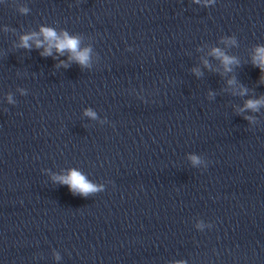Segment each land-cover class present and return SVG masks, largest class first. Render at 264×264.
Here are the masks:
<instances>
[{
    "label": "clouds",
    "instance_id": "clouds-1",
    "mask_svg": "<svg viewBox=\"0 0 264 264\" xmlns=\"http://www.w3.org/2000/svg\"><path fill=\"white\" fill-rule=\"evenodd\" d=\"M21 11H27V9H21ZM41 33L43 34L44 41L48 42V48L45 49L42 55H51V49L53 47L60 53H63L65 50H68L72 54V59L76 60L81 65H86L89 60V49H84L83 51L79 50V39L75 37H69L67 33H64L63 38L59 37L57 33L50 28H42ZM36 33L31 35H25L21 38V46L28 48L30 47L29 41L33 40L36 37ZM36 46L41 47L43 41L36 39ZM257 56L253 58V63L261 68V71L264 72V48H257ZM213 54L217 57L222 58V61L227 68V65L234 62L233 58L224 55L219 49H214ZM241 94H244L242 91ZM261 103L259 100H249L246 102L245 107L251 108L253 110L257 109V106ZM87 115H94L91 112H87ZM60 183L69 185L70 189L74 192H79L82 195H87L92 192L98 191L96 185L88 182L86 178L79 173L78 171L72 170L69 175L57 177Z\"/></svg>",
    "mask_w": 264,
    "mask_h": 264
}]
</instances>
